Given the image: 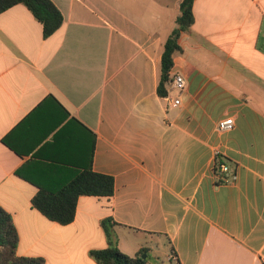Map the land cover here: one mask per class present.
Here are the masks:
<instances>
[{"label": "crops", "instance_id": "1", "mask_svg": "<svg viewBox=\"0 0 264 264\" xmlns=\"http://www.w3.org/2000/svg\"><path fill=\"white\" fill-rule=\"evenodd\" d=\"M52 1L64 22L48 37L24 4L0 13V205L18 254L99 264L113 241L152 264H264V0L194 1L175 106L157 87L182 0ZM217 155L235 182H216ZM19 168L50 188L91 168L114 194L81 195L61 224Z\"/></svg>", "mask_w": 264, "mask_h": 264}, {"label": "trees", "instance_id": "2", "mask_svg": "<svg viewBox=\"0 0 264 264\" xmlns=\"http://www.w3.org/2000/svg\"><path fill=\"white\" fill-rule=\"evenodd\" d=\"M195 0H182L176 27L167 38L161 62V72L157 91L160 95L167 92L170 70L173 67V54L181 49L179 37L181 32L190 30L194 22L193 5ZM22 3L34 14L43 26L45 37L52 35L64 22V16L52 0H0V13ZM219 163L223 161L220 157ZM16 173L38 185L39 190L33 197L34 206L51 220L61 224L71 223L76 216L78 198L81 195L110 197L114 194V178L112 175L93 171L91 168L78 172L64 184L50 188L27 177L21 168ZM106 230L108 231L107 225ZM111 237V236H110ZM19 234L11 214L0 205V264H46L42 257L19 255ZM147 249H142L132 256L124 253L115 242L104 249L91 251L99 264H152L149 255L143 258ZM175 264H181L179 260Z\"/></svg>", "mask_w": 264, "mask_h": 264}, {"label": "built area", "instance_id": "3", "mask_svg": "<svg viewBox=\"0 0 264 264\" xmlns=\"http://www.w3.org/2000/svg\"><path fill=\"white\" fill-rule=\"evenodd\" d=\"M187 81L185 76L179 73L173 74V76L170 75V78L167 83V93L163 95V99L167 102L168 105H178L179 99L171 94L172 89H184L186 87ZM235 120L234 117L228 116L225 118H222L219 121V129L222 131H228L234 128ZM219 157V155H217ZM214 170V177L216 179L217 183H231L235 182L238 179V174L236 171L232 170L224 161L218 162L216 160V163L213 167Z\"/></svg>", "mask_w": 264, "mask_h": 264}, {"label": "water", "instance_id": "4", "mask_svg": "<svg viewBox=\"0 0 264 264\" xmlns=\"http://www.w3.org/2000/svg\"><path fill=\"white\" fill-rule=\"evenodd\" d=\"M146 257H147V254H146V253H144V254H143V258H146Z\"/></svg>", "mask_w": 264, "mask_h": 264}]
</instances>
